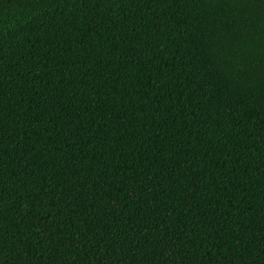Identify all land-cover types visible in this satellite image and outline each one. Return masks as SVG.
<instances>
[{"label":"trees","instance_id":"1","mask_svg":"<svg viewBox=\"0 0 264 264\" xmlns=\"http://www.w3.org/2000/svg\"><path fill=\"white\" fill-rule=\"evenodd\" d=\"M0 264H264V0H0Z\"/></svg>","mask_w":264,"mask_h":264}]
</instances>
